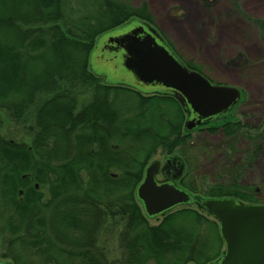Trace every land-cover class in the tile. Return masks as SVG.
Returning <instances> with one entry per match:
<instances>
[{"label": "trees", "instance_id": "1", "mask_svg": "<svg viewBox=\"0 0 264 264\" xmlns=\"http://www.w3.org/2000/svg\"><path fill=\"white\" fill-rule=\"evenodd\" d=\"M131 21L150 18L119 0H0V111L19 123L39 108L29 142L0 136L2 220L7 244L18 245L6 256L12 264H212L224 252L218 223L201 208L180 206L150 225L136 199L151 157L182 148L191 132L182 131L185 111L171 95L107 84L89 69L96 39ZM83 91L90 99L75 113ZM207 124V132H223L231 150L239 131L254 144L250 128L234 117ZM250 149L237 160V172L250 163ZM227 173L229 182L208 188L198 183L197 190L186 177L181 184L195 200L256 204L235 169ZM34 184H49L50 198L41 202ZM116 216L124 219L118 261L108 262L95 242H75L93 217L99 225Z\"/></svg>", "mask_w": 264, "mask_h": 264}, {"label": "rangeland", "instance_id": "2", "mask_svg": "<svg viewBox=\"0 0 264 264\" xmlns=\"http://www.w3.org/2000/svg\"><path fill=\"white\" fill-rule=\"evenodd\" d=\"M119 1L129 2L136 8H144L150 18V21L145 24L155 30L187 68L199 70V73L215 85L233 87L240 92L238 104L225 115L234 117L248 126L249 134H252L250 136L254 137L252 142L254 144L250 145L251 143L248 144L243 137V131H239L234 138L233 148L235 149L231 150L223 132L221 130L217 133L207 132L209 126H206L208 125L206 123L189 131L191 137L182 148L178 147L173 153L167 155L163 154L161 149L156 151L149 160V163L154 160L159 161L156 180L160 181L164 177L161 173L164 171L163 158H170L173 155L181 162L184 160L183 167L187 166L186 182L194 184L197 190L202 188L198 186V183L208 188L216 182H229L231 176L227 171L235 169V173L239 176V183L252 192L257 201L256 204L264 205V0ZM125 25L100 35L96 39L89 58V69L107 84L130 86L129 83H133L130 75L122 67L121 53L104 49L106 41L111 37L128 30L129 27ZM129 88L144 93L138 88L132 86ZM87 98L90 99V96L86 91L77 95L78 106L74 108L75 113L82 109L80 107L87 102ZM38 110V105H35V108L29 111V117L19 123L14 122L7 112L0 111V136L8 140L29 142L31 135L28 128H33L35 119L38 118ZM182 115L181 126L184 131L186 113L182 112ZM222 120H216L213 124H218ZM249 146L253 151L249 157L250 163L237 172V160H240L239 158ZM56 155L61 156L59 153ZM36 191L41 195V199L39 198L41 202L50 198L49 184L38 187ZM189 194L194 197L191 193ZM109 199L116 202L118 197ZM198 199H204V197L199 196ZM240 202L248 204L246 201ZM3 203L0 200V262H11V259L6 256H12L18 245L11 243L12 246H9L6 242L11 235L2 220ZM185 206L202 211L196 204ZM52 210L53 208L49 209L47 215L45 214L47 218ZM202 213L205 212L202 211ZM97 218L93 217L89 224H86L87 226L80 228L85 234L80 233L81 238L74 237L75 242L79 243L82 241L80 239H83V246L95 242V246L101 248V254L108 262L118 261L123 255L118 233L124 219L117 216L104 217L98 225ZM161 218V216L152 218L148 222L154 225ZM57 229L59 231L56 227V232ZM48 236L50 237V233ZM88 237L92 240H88ZM49 260L51 261L45 264H54L52 259Z\"/></svg>", "mask_w": 264, "mask_h": 264}, {"label": "water", "instance_id": "3", "mask_svg": "<svg viewBox=\"0 0 264 264\" xmlns=\"http://www.w3.org/2000/svg\"><path fill=\"white\" fill-rule=\"evenodd\" d=\"M125 26L128 30L111 37L104 49L121 53L122 67L133 80L130 86L143 94L171 95L179 103L186 113L185 131L224 116L238 104L240 92L236 88L215 85L201 73L187 68L147 24L131 21ZM163 163L171 179L183 170L179 158ZM158 170L159 161L150 162L135 190L147 218L162 216L178 206L196 204L218 223L224 243L223 254L212 264H264L263 204H244L230 198L195 200L173 183L157 181Z\"/></svg>", "mask_w": 264, "mask_h": 264}, {"label": "flooded vegetation", "instance_id": "4", "mask_svg": "<svg viewBox=\"0 0 264 264\" xmlns=\"http://www.w3.org/2000/svg\"><path fill=\"white\" fill-rule=\"evenodd\" d=\"M166 159H168V160H172V159H177V157H174V155L171 156L170 158H166V157H164V158H163V161L166 160ZM182 164H184V161H183V160H182ZM162 166H163L164 171H161V173H162V175H163L164 177H163V179L160 180L159 182H171V183H173L177 188L181 187L182 189H181V188H179V189L184 190V191H187V189H186L185 187H183L182 184H181L182 180H183V179L186 177V175H187V174H186V167H187V166L184 165L181 174H180L177 178H175V179H171V178H169L168 173H167V168H166V166H165L164 163H162ZM38 187H39L38 184H34V188H35V189H38ZM187 192H188V191H187ZM178 207H180V206H178ZM176 208H177V207H176ZM48 211H49V210H48Z\"/></svg>", "mask_w": 264, "mask_h": 264}]
</instances>
